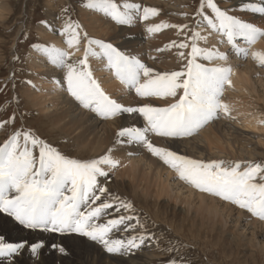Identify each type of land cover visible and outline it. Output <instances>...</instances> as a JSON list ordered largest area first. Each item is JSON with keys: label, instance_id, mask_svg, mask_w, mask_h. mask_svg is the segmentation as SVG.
I'll return each mask as SVG.
<instances>
[{"label": "bare ground", "instance_id": "1", "mask_svg": "<svg viewBox=\"0 0 264 264\" xmlns=\"http://www.w3.org/2000/svg\"><path fill=\"white\" fill-rule=\"evenodd\" d=\"M116 2L114 8L101 10L100 7L94 5L88 11L86 10L83 15L87 19V22H84V29L78 28L73 37H65V40L63 38L66 34L63 32L65 26L56 21L54 14L43 27L38 29V34L44 40V44H39L29 54L28 61L33 75L31 81L24 86V95L28 103L38 114L49 121L53 128L77 142V146H84L93 152L103 172L107 173L102 181H105L108 186L118 189L126 187L129 191L140 194L149 201L151 210L160 215L162 213L166 216L171 212L173 217L180 218L181 227L179 229L185 228L184 225L188 224L187 226L196 230L207 231L206 228L210 226L212 232L217 234V240L222 236L220 233L228 228L231 229L233 235L241 229L243 231L241 235H238V239L245 241V244L247 243L252 249L264 251V247L258 243L257 234L259 230V236H264V196L260 195L261 197L258 198L254 190L246 184V180L236 175L239 168L246 169L250 157L255 152L251 148L254 145L248 139L249 134L239 130L236 126L248 130L249 128L256 129L262 123V120L259 123L260 116L256 113L258 110H254L253 101L252 103L246 102L248 98L245 99L244 93L248 86L255 91L254 83L261 88L264 80L257 77V81L254 82L251 76L253 73L251 63L248 69L244 67L238 70L231 57L225 56L227 54L223 52L221 54L216 49L212 51L213 49L207 46L212 43L214 34H221L225 31L230 34V40L241 37V40L248 39L251 45L255 44L251 47L254 50V56L258 63L264 64V36L262 38L260 35L264 32V28L262 29L264 0H223L221 4H217L212 9L217 14V19L209 23L202 20L203 30L200 35L201 42L205 41V47L202 49L206 52V58L201 56L196 59L188 54L183 60L187 65L190 63L189 60L196 63L194 67L193 65L187 67V70L189 73L198 75L199 79L196 78L197 76L186 73V83L184 82L183 87L179 85V74L171 69L173 66L180 65L178 56L161 60V64L157 62V58L164 57L165 53L156 51V47H159L156 43L158 41L154 42L155 38L152 39V34L149 32L156 29L157 25H164L166 20L163 12L154 14L153 8H160L161 4L166 3L171 6V9L172 7L178 9H176L177 12L174 11L175 9L173 11L167 9L169 12L184 18L187 12L182 9L181 5H186L185 0H116ZM239 10L246 11V13L229 14ZM10 15H13V11L9 0L0 1V26H4ZM237 19L243 22L235 21ZM218 26H220V32H217L218 30L215 32L214 28ZM24 27L25 24L21 25L18 32H22ZM163 30L166 32H159V35L168 33V29ZM210 31V36H206ZM95 36L102 37L101 42L97 41L96 39L99 38ZM92 39H94L93 48L89 49L88 43ZM84 40H88V43L85 44ZM158 40L161 41V39ZM178 41L181 42V40ZM107 42L110 43L109 47L106 46ZM167 60L171 62L170 64L168 62L171 68L164 69L168 65L166 64L163 68L162 63H167ZM233 61L237 62L238 59ZM223 62L230 63L226 66L227 70L221 72L223 82L228 83L227 85L239 84L241 88L238 92L240 91L242 97H239L242 100L232 105L228 103L226 106L228 115L224 113L217 115L214 110L209 112L205 108L199 110L195 105L203 102L197 100L200 93L207 99L209 98L208 105L216 108V106L220 107V100L215 91L221 90L216 75H213V72L207 73L200 66L210 64L216 69ZM107 64L113 67L111 76L114 75L117 78V84L114 85V89L103 91L101 90L103 86L95 82V79L99 77L96 76L99 71L96 69L100 67L105 69ZM118 69L121 72L115 74L114 72ZM139 69L141 73H138ZM137 77L141 79L140 83ZM205 84L211 87L207 88V93L204 92ZM256 97L259 102L264 101V92L261 97L259 95ZM221 101L224 100L221 99ZM151 109L157 110L161 115V119L155 123L149 122L148 115L152 112H148ZM137 110L144 113L145 121L139 117L134 118L133 114ZM233 115L236 118H232ZM239 117L242 118L239 119ZM172 120L180 122V133L183 134L182 138L185 141L176 138L171 130L166 128ZM205 124L208 125L207 128L201 131L200 136L197 135L196 132ZM130 131L133 135H126ZM12 162H10V167H16ZM39 177L36 179L40 180ZM108 178L111 183H108ZM38 187L33 189L36 191ZM57 187L53 188L54 191L50 198L55 202L63 200V192L67 196L71 193L69 188ZM59 190H61L60 194L55 199ZM29 205L33 206L34 202L29 201ZM83 205H85L82 206L83 211L85 207H89L86 203ZM95 205L94 218L101 219L99 223H101L102 231L108 228L112 236L107 235L108 232L105 231L106 234L102 240L96 243L92 242L91 237L89 241L87 240L89 247H96L97 243L100 244L103 241L105 245L98 246L102 251V259L114 264H145L151 260L153 254L149 251L153 246L136 236L133 222L122 224L116 222V219L122 217L130 218L129 213H125L117 205H110L104 209L103 200H97ZM41 208L46 209L44 204ZM88 210L89 208L86 212ZM13 219V224H16L20 218L15 215ZM43 225L44 227L40 230L46 233H51L55 228L53 223L46 222ZM240 226L243 227L239 228ZM55 231H57L56 228L53 233L59 234ZM247 235L250 237L247 238ZM119 242L122 243V247L118 246ZM112 253L114 256L111 255ZM247 258L250 257L247 256ZM13 263L40 264V262L33 263L26 255L21 254L15 257Z\"/></svg>", "mask_w": 264, "mask_h": 264}, {"label": "rangeland", "instance_id": "2", "mask_svg": "<svg viewBox=\"0 0 264 264\" xmlns=\"http://www.w3.org/2000/svg\"><path fill=\"white\" fill-rule=\"evenodd\" d=\"M220 2L222 3L223 0H185L186 5L183 4L181 6L182 9L187 12L185 14L187 15L185 16L186 18L169 12L167 9H171V6H168L166 3L161 4L160 8H153L154 14L163 12L165 15L164 18L166 19H164L166 25H157L156 29L149 32L152 34L151 38H155L154 42H156V40L159 42L158 39L162 41H160L159 44L156 42L159 46L156 47V51L164 52L165 55L164 57H158L157 62L161 64V60L178 56V60L181 62L179 66H173L171 68L169 65L171 62L167 60V63H162V67L164 68L167 64L168 66L164 69L169 67L173 71L176 70L180 76L179 85L182 87L186 83V73H189L187 67L191 65L194 67L196 65L193 60H189L190 63H188V65L183 60L188 54L196 59L201 56L206 58V52L203 50L205 41L202 40L201 42L200 40V35H202L201 32L203 30L202 20L209 23L211 20L217 19V14H215L212 9L217 6V4H221ZM116 4V0H9L13 15L8 17L4 26H0V209H2L0 210V264H14L15 257L20 254L26 255L33 263L40 262V264H90L91 262V264H114L102 259V251L98 246H104L105 244L102 243L103 241L100 244L97 243L98 246L96 247H89L87 245L91 237L92 242L94 241L95 243L102 240L106 234L105 231L108 232L107 235L112 236L108 228L102 231L101 223H99L101 219L94 218L93 211H95L97 200H103L104 209L110 207V205H117L119 208L123 209L125 213L130 214V218L122 217L121 219H116V222L120 224L130 221L133 222L134 231L137 234L136 236L143 241L146 240V242H149L153 246L152 250L149 251L153 256L151 260L147 261L145 264H264L263 250H256L254 248L253 250L247 243L245 244V241L242 242V240L238 239V235H241L243 231L239 228L243 226L238 228L239 232H237L236 235L232 234L230 228L225 232L222 231L220 233L222 236L219 240H217L218 236L215 232H212L210 226L206 228L207 231L196 230L195 228L187 226L188 224L184 225L186 226L185 228L179 229V227H181L180 218L173 217L174 215H172L171 212L167 213L166 216L162 213L160 215V213L151 210L149 201L143 196H140V194L133 193L126 187L118 189L116 187L113 188V186H108L105 181H102L106 178L105 174L107 175V173L105 171L103 172V169L97 162L98 160L94 158L93 152L89 151L88 148H84V146H77V142L62 134L56 128H53L49 121L38 114V112L32 108L31 104L28 103L24 95V86L31 81L33 75V70L28 61L29 54L36 46L44 44V40L41 39L38 34V29L43 27L50 19L51 15L54 14L56 21H59L65 26L63 27V32L66 33L63 37L65 40V37H73V35L77 33L78 28L84 29V22H87V19L83 15H85L84 12L86 10L88 11L94 5L100 7L101 10L114 8ZM224 4L225 3H223V5ZM174 9L175 8L172 7L171 10L173 11ZM176 9L174 10L175 12L178 10ZM232 13L239 15V13L244 14L246 11L239 10L237 12H230L229 14ZM82 17L85 18L82 19ZM235 21L239 23L243 22L239 19ZM177 23L182 24L179 25ZM24 24L25 27L23 31L19 33L18 30L20 26ZM263 28L264 26L262 29ZM163 29H168V33L165 35L162 34L161 36L159 32H166ZM210 29L213 28L210 27ZM214 29L215 32L216 30L220 32V26ZM209 33H211V31L208 32L206 36H210ZM216 34L217 35L214 34V36H212V43L207 44L208 48L211 50L213 49L212 51L216 49L220 51L221 54L222 52L227 54L225 56L231 57L232 62L235 63L238 70L244 67L248 69L250 67L249 63H251L254 73H252L251 76L254 82H256L258 78L264 80V75L262 74L264 73V64L258 63L257 58L254 56V50L251 49L255 44L251 45L250 40H245L244 38V40H241V37H235L233 40H230V34L225 31L221 33L222 36L219 33ZM260 35L263 38L264 32ZM95 37L99 38L96 40L101 42L102 37ZM178 40H181V42ZM93 41L94 39L89 40L90 43H88V40H84L83 42H85V44L88 43L89 49H92ZM257 43H259V41ZM199 44L202 45L200 46ZM109 45L110 43L107 42L106 46L109 47ZM175 53L178 54L176 55ZM235 59H238L239 62L233 61ZM229 64V62L220 63L218 65L219 68L216 69L210 64L207 66H200L203 67L207 73L213 72L212 74L216 75L215 77H217V82L220 83L221 90L215 91L219 96L217 97L218 100H220V107L216 106V108H213L208 105L207 102L209 98L207 99L200 93L197 100L203 102L200 105H195L199 110L200 108H205L209 110V112L214 110L217 115H220L219 113L228 115V108H226L228 103L232 105L233 103H239L238 100H242V98L239 97L241 93L240 91L238 92L241 86L237 83H232L230 85H227L228 83L224 84L221 77V72H225L227 70L226 66ZM213 69H215V72ZM96 70H99L96 74V76L99 77L95 79V82L103 86L101 90L106 91L114 89V85L117 84V78H115L114 75L111 76L113 67L107 64L105 69L100 67ZM137 71L141 73L140 69ZM118 72H121V70L118 69V71L114 73L118 74ZM189 74L197 76L196 78L199 79L198 75L195 73ZM137 79L138 83H140L141 79L139 77H137ZM254 84L253 87L255 91L248 86L244 93V97L245 99L248 98L245 100L246 102L252 103L253 101L254 110H258L256 113L260 116L259 123H261L262 120L260 124L262 129L259 126L260 128H249L248 130H244L240 126H236L239 130L249 134L248 139L251 140L254 145L251 148L255 151L252 157H250L249 165L246 169L243 170V168H239L236 175L240 179L246 180V184L254 190L253 192H255L256 196L259 198L261 197L260 195L264 196V101L262 100L259 102L256 96H262L264 84L261 88L258 84ZM204 86V92L207 93L209 84H205ZM249 93L251 95H249ZM221 99L224 101H221ZM141 100H143V98ZM192 101L194 102V100ZM138 110L133 114L134 118L139 117L144 120V113ZM148 113H150L148 115L150 123H155L157 120L161 119V115L157 110L153 111L151 109ZM200 113V115H202V112ZM232 118L236 117L233 115ZM240 118L242 117H239V119ZM207 126L208 125L205 124L198 130L196 132L197 135L200 136L201 131L207 128ZM166 128L171 130V133L175 135L176 138L185 141V139L182 138L183 134L180 133V122L172 120L168 123ZM125 132L126 131H124V133ZM126 135L132 136L133 134L130 131ZM11 161H13L12 163H14L16 167H10ZM37 177H39L40 180H37ZM33 180H35V182ZM107 181L111 183L110 178H108ZM22 184L24 186H22ZM55 186H58L57 188H69L71 193H73L67 196L65 192H63V200L55 202L53 199H50L54 191L53 188H56ZM34 187H38V189L35 191L33 189ZM47 190L49 192H46ZM60 191L61 190L57 192L55 199L59 196ZM71 195L73 198H70L72 197ZM47 200L50 202L45 203L44 201L47 202ZM29 201H33L34 205H29ZM65 202L68 203V205H66ZM83 203L89 206L85 207L84 211L82 210V206H85ZM43 204L46 209L41 208ZM88 208L90 211L88 210V212H86ZM15 215L20 219L18 223L13 224L12 220H14L13 217ZM174 220H176V222H174ZM178 221L180 223H178ZM46 222L55 224L54 227L58 231L55 232L59 234L53 233L55 228L51 233L41 231L40 228L44 227L43 224ZM118 223L116 224L119 225ZM172 225L174 227H172ZM31 226H35L36 228L33 229ZM248 233L250 234V231ZM257 234L258 243L264 247V236H259V230ZM249 237L250 236L247 235V238ZM236 239L238 240L236 241ZM235 241L236 243H234ZM53 246H55L54 249ZM118 246L122 247V243L119 242ZM136 251H138V249ZM111 255L114 256V253ZM62 256H64V258ZM247 256L250 258H247ZM65 257L68 258V260Z\"/></svg>", "mask_w": 264, "mask_h": 264}]
</instances>
